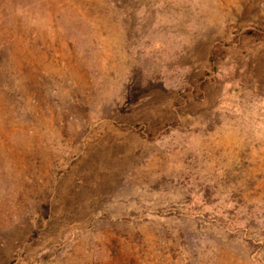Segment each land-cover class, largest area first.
<instances>
[{
	"label": "rangeland",
	"instance_id": "rangeland-1",
	"mask_svg": "<svg viewBox=\"0 0 264 264\" xmlns=\"http://www.w3.org/2000/svg\"><path fill=\"white\" fill-rule=\"evenodd\" d=\"M0 264H264V0H0Z\"/></svg>",
	"mask_w": 264,
	"mask_h": 264
}]
</instances>
